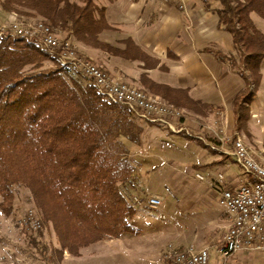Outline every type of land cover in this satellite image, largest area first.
<instances>
[{"label":"trees","instance_id":"1","mask_svg":"<svg viewBox=\"0 0 264 264\" xmlns=\"http://www.w3.org/2000/svg\"><path fill=\"white\" fill-rule=\"evenodd\" d=\"M218 28L231 38L236 57L214 53L243 82L232 100L235 130L248 119L249 106L261 82L264 34L251 15L264 21V0H212ZM205 8L210 9L207 0ZM7 20L40 19L61 27L85 47L152 70L158 61L132 40L115 48L99 40L111 30L104 10L92 0H0ZM46 63L52 67L43 69ZM141 85L170 105L197 115L208 107L192 101L187 91L151 82ZM142 129L129 112L107 103L95 88L65 79L62 71L34 43L0 37V212H13V187L26 189L42 220L50 224L58 255L78 257L82 249L133 233L131 204L135 169L119 141L138 146Z\"/></svg>","mask_w":264,"mask_h":264},{"label":"rangeland","instance_id":"2","mask_svg":"<svg viewBox=\"0 0 264 264\" xmlns=\"http://www.w3.org/2000/svg\"><path fill=\"white\" fill-rule=\"evenodd\" d=\"M70 1L81 4L84 0ZM92 1L99 4L104 3L105 5L110 3L109 5H111L109 7L110 14H112L109 17L110 25L113 27H110L111 30L103 32L99 36V40L112 47L122 48L120 39L130 35L129 26L125 25L122 28V32H116L117 30L114 28L116 27L114 22L116 15H119L121 11L127 10L129 5L136 6V3L140 0H123L126 5H118L115 8L112 6V2L115 0H106L108 3L104 0H99V2L98 0ZM147 1L144 0L145 3ZM152 1L155 2L154 0ZM207 2L209 7L213 8L212 11L219 8V4L216 1L207 0ZM170 3L178 12L182 13L185 10L184 0H172L168 4ZM127 12L126 14L129 16L133 14L130 8ZM15 20L23 21V18L15 17L9 21ZM0 21L9 22L7 15L1 10ZM147 23H151V19ZM77 46L80 55L94 66L130 87L145 91L141 88L140 76L142 71L137 62H123L119 58L85 47L80 43H77ZM222 53L226 56L236 57L234 49H223ZM165 63L171 68L172 75L169 77L171 79L176 78L177 64H172L168 61H165ZM51 67V63H46L43 69ZM219 68L221 72H219L217 79L212 80L210 83H200L197 86L188 88V91H191L193 96L204 92L206 90L204 85H211V87H207L206 93L208 94H206L207 97L205 98L215 94L219 102L211 105L210 109L206 111L205 117L195 116L192 112L182 110L185 132L180 135H174L163 126L134 120L136 126L142 129L141 145H132L123 138L119 139L128 152L130 151L129 155L132 158L129 161L135 165V172L140 170L137 175L145 178V192L157 195L163 200V205L157 208L158 211L143 217L149 221H156L157 217L164 218L165 223L158 222L159 226L156 228V231L165 229V247L161 253V259L164 264L163 253L169 246L176 249L192 248L195 251L202 249L212 250L215 249L226 233L224 228L212 227V222L215 221V213H212V210L218 209L224 211L225 214L226 211L218 206L214 195L195 181V173L200 172L203 176L206 175L205 180H207V186L209 187L217 174L223 175L224 168L235 165L233 161L229 160V157L222 156V162H225L227 158L229 161L224 163V167L221 166L222 169H218L220 172L214 173L217 171L215 164L218 162L210 166L207 165L209 162L204 159V155L211 154L210 147H214L213 143L215 144V141L220 143L221 141L222 143H220L221 145L218 149L229 150L232 147L234 134H237L242 141L244 138L253 154L256 155H254L255 159L264 164V135L260 134L264 131V115L252 113L250 110V112L248 111V119L242 124L240 130L233 128L234 123L231 117L232 100L243 89V82L227 64H224V66L219 65ZM177 84V82L174 83V85ZM145 92L149 93L148 91ZM252 114L256 115V119H252ZM214 152L218 153L217 151ZM149 167L152 168L150 169ZM204 168L209 169L207 174ZM184 179L185 184L182 185L185 186V189L180 190L181 187H177L176 184ZM12 192L14 195L12 214L5 217L0 212V264H76V262L73 263L70 260L64 262L65 258L71 257L66 253L63 254L62 258L59 257L57 251L59 246L52 227L50 224L43 222L30 193L22 187H13ZM132 197L133 195L131 200ZM145 199L147 200L148 198ZM28 212L33 214L35 221L40 222L39 228L29 224L27 219ZM221 222H224V227L227 226L225 220L221 219ZM215 225L216 223L214 222ZM179 234L182 235L181 238H178ZM210 254L213 256L214 251H210ZM260 256L264 260V255L261 254Z\"/></svg>","mask_w":264,"mask_h":264},{"label":"crops","instance_id":"3","mask_svg":"<svg viewBox=\"0 0 264 264\" xmlns=\"http://www.w3.org/2000/svg\"><path fill=\"white\" fill-rule=\"evenodd\" d=\"M203 1L204 0H184L185 10L181 13L174 8L172 3L160 5L152 0H148L147 3H145L144 0H140L136 3V6L129 5L130 10L133 12L130 16L126 14L128 13L127 11L129 8L125 11H121L120 14L118 13L119 15H116V20L114 21L116 27L114 28L117 30L116 32H122V28H124L125 25H128L130 35L120 39V42L130 39L148 57L158 61L157 67L152 70H142L141 68L143 65L137 62L142 74H145L151 82L159 85H165L172 89L187 91L188 97L192 101L205 105L208 109H210L211 105L219 102V99L215 94L210 95L209 98H205L207 97L206 94H208L206 93L207 87H211V85H204L206 90L193 96L192 92L188 91V88L197 86L200 83H210L212 80L217 79L218 74H220L219 72H221L219 65L224 66V64L217 61L218 59L215 57L214 53L218 52L225 55L222 53L223 49L230 50L233 48L230 36L221 32L222 30L218 28V20L214 11H212L213 8L210 7V9L207 10ZM106 2L108 3V1ZM94 4H97L100 9L104 10L107 24L112 28L113 26L110 25L109 17L112 14H110V3L107 4L108 6L104 3L99 4L95 2ZM118 5L124 6L126 5V2L123 0H115L112 2L113 8ZM251 18L255 27L262 34H264V21L255 15H251ZM150 19L151 23L148 24L147 21ZM120 60L123 62H130L122 59ZM165 61L177 64L176 78L171 79L169 77L172 75L171 68L168 67ZM263 79L264 60L261 65L260 86L254 101L249 106V112L251 110L252 113H259L262 115H264ZM175 82L178 84L174 85ZM141 88L148 91L142 85ZM192 114L199 117L206 116V112L205 115H197L195 113ZM231 117L234 123L233 111ZM252 119H256L255 114H252ZM260 134L263 136L264 131ZM195 139L197 140L199 138ZM243 141L245 142L244 138ZM215 142V144L213 143L214 147H210V150L212 151L211 154L204 155V159L209 162L207 165L210 166H213L211 164L218 162L215 164L217 171L214 172L218 173L220 172L218 169H222V167H224V163H228L229 160L232 161L230 157L232 147L229 150L218 149L221 145L220 143L222 142ZM245 144L247 145L246 142ZM214 151H217L218 153H215ZM222 156L229 157V160L227 158L225 162H222ZM131 158L132 156L129 155V160ZM130 163L133 168H135V165L132 162ZM149 168L151 169L152 167ZM224 169L225 171L222 173L224 175L225 185L227 188L235 189L244 181V176L235 165ZM205 170V173L207 174L209 169L204 168V171ZM137 172L140 173V170ZM137 172H135V176L133 178L134 191L131 195L138 196L141 199L156 198L160 200L162 206L163 200L161 198L157 195H151L145 192V178L141 177V175L138 176ZM195 174L201 175L205 180L206 175L203 176L200 172ZM206 181L207 180H205L204 183H199L198 181L196 182L203 185L208 192L214 195V198L217 201L215 191L207 186ZM182 184H185V179L181 180V182L178 181L176 186L181 187V189L179 188L180 190H184L185 186ZM156 211H158V209L150 210L146 204H142L141 207L135 209V216L129 222L134 231L133 233L125 234L118 239H107L101 241L89 248L81 250L79 256L76 258H65L64 262L66 260H70V262H76V264H164L161 259V253L165 247V229L163 231H156V228L159 226L158 222L165 223L163 220L164 218L157 217L156 221H149L143 217L144 215L149 216L152 212ZM212 213H215V221L212 222V227L224 228L226 231L230 225L228 215L225 214L224 211L218 209L212 210ZM220 218L227 222L226 227H224V222H221ZM214 222L216 223L215 226ZM181 236L182 235L179 234L178 238H181ZM212 250L214 251L215 249ZM209 255V264H264V260L260 256L261 254L259 255L254 252H238L226 262H221L215 251L213 256H211L210 252Z\"/></svg>","mask_w":264,"mask_h":264},{"label":"built area","instance_id":"4","mask_svg":"<svg viewBox=\"0 0 264 264\" xmlns=\"http://www.w3.org/2000/svg\"><path fill=\"white\" fill-rule=\"evenodd\" d=\"M166 5L172 0H154ZM12 36L37 45L62 71L65 79L83 85H92L107 103L129 112L133 120L165 127L170 133L185 132L182 109L176 108L162 98L122 83L97 66L84 59L70 32L54 27L41 20L0 21V37ZM221 142V141H220ZM230 157L240 169L244 181L235 189L225 185V178L217 174L209 185L217 195L218 206L226 211L230 225L215 247L221 262L238 252H254L264 255V164L255 159L251 149L234 134ZM195 180L204 183L196 174ZM136 209L146 204L150 210L161 206L156 198L140 199L133 196ZM29 213V214H28ZM27 213L29 224L39 228L40 222ZM209 249L195 251L192 248L176 249L169 246L163 253L165 264H209Z\"/></svg>","mask_w":264,"mask_h":264}]
</instances>
